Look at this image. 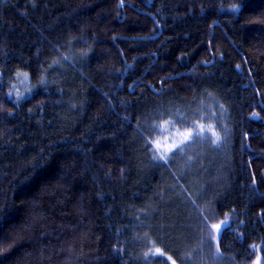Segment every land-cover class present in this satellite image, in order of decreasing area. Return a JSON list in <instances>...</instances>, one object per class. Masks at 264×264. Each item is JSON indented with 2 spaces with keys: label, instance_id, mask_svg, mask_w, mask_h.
<instances>
[{
  "label": "trees",
  "instance_id": "1",
  "mask_svg": "<svg viewBox=\"0 0 264 264\" xmlns=\"http://www.w3.org/2000/svg\"><path fill=\"white\" fill-rule=\"evenodd\" d=\"M193 120L220 145L154 160L146 141ZM252 245L264 0H0V264H252Z\"/></svg>",
  "mask_w": 264,
  "mask_h": 264
},
{
  "label": "snow or ice",
  "instance_id": "2",
  "mask_svg": "<svg viewBox=\"0 0 264 264\" xmlns=\"http://www.w3.org/2000/svg\"><path fill=\"white\" fill-rule=\"evenodd\" d=\"M123 2L124 0H120V6H123ZM239 7L240 5H232L231 10L236 11ZM63 59H67V57H64ZM54 63L59 64V61H55ZM237 67H239V65ZM24 75L27 76L28 74L25 73ZM41 83H46L44 78H41ZM9 95H11V93H9ZM220 108L224 109V106L220 105ZM165 115L171 116L172 113L168 111L158 113V117L160 118L161 124L163 125H167L170 123L169 119H163ZM252 116L256 117L258 116V113L253 112ZM182 118L185 122L187 121L186 115ZM144 131L149 136L151 135L148 129H145ZM206 132H211L212 138L210 140V144L218 147L222 142L220 134L215 130L212 124L205 125L200 120H193L191 122V126L184 127L183 130H177L174 133V136H164L162 138L146 141V145L147 148H150L153 151L154 160L163 161L165 164H168L174 162L175 157L179 155L181 158L187 156V159L190 161L192 160V157L187 155L186 149L197 144L198 142L202 143L204 140L203 134ZM169 154H171V156ZM33 167H35V165ZM211 218L212 217L210 215L202 217V223L209 229L208 239L217 241L215 247L216 250L219 251V240L216 234H219L221 232L222 225L227 221L221 220L220 222L210 223ZM251 247L255 251V259L253 260L252 264H264V256H262L261 254L260 247L257 245H252ZM155 252L159 255L164 254L163 250L159 247L155 248ZM167 261L170 262V264H177L176 259H174L172 255H167Z\"/></svg>",
  "mask_w": 264,
  "mask_h": 264
},
{
  "label": "rangeland",
  "instance_id": "3",
  "mask_svg": "<svg viewBox=\"0 0 264 264\" xmlns=\"http://www.w3.org/2000/svg\"><path fill=\"white\" fill-rule=\"evenodd\" d=\"M31 88L30 83H28V78L25 75H20L13 85L14 93L22 98L29 94Z\"/></svg>",
  "mask_w": 264,
  "mask_h": 264
}]
</instances>
